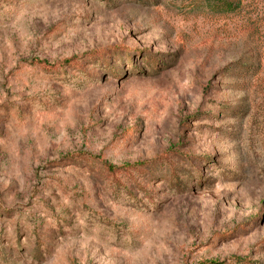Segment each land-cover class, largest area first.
<instances>
[{
	"label": "rangeland",
	"instance_id": "1",
	"mask_svg": "<svg viewBox=\"0 0 264 264\" xmlns=\"http://www.w3.org/2000/svg\"><path fill=\"white\" fill-rule=\"evenodd\" d=\"M210 261L264 264V0H0V264Z\"/></svg>",
	"mask_w": 264,
	"mask_h": 264
},
{
	"label": "trees",
	"instance_id": "2",
	"mask_svg": "<svg viewBox=\"0 0 264 264\" xmlns=\"http://www.w3.org/2000/svg\"><path fill=\"white\" fill-rule=\"evenodd\" d=\"M66 64L78 66L79 61L77 60V58L72 57V58H69L68 60H66ZM102 165L106 169L108 176L115 177L118 174L123 173L124 171L127 172L129 170H132L134 168H137V167L141 166L142 164L141 163H136V164H124V165H121V166H116V165H113L111 163H108V162L104 161V162H102ZM233 259L237 263L246 261V260L238 258V257H234ZM208 264H223V263L222 262L220 263V262H217V261H210V262H208ZM252 264H256V263H252Z\"/></svg>",
	"mask_w": 264,
	"mask_h": 264
}]
</instances>
